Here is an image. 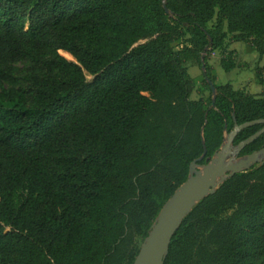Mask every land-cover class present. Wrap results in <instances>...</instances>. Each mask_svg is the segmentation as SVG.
I'll list each match as a JSON object with an SVG mask.
<instances>
[{"label": "trees", "instance_id": "16d2710c", "mask_svg": "<svg viewBox=\"0 0 264 264\" xmlns=\"http://www.w3.org/2000/svg\"><path fill=\"white\" fill-rule=\"evenodd\" d=\"M230 36L264 59V0H0V264H134L205 148L264 119V94L215 83ZM165 264H264V164L192 210Z\"/></svg>", "mask_w": 264, "mask_h": 264}, {"label": "water", "instance_id": "95a60500", "mask_svg": "<svg viewBox=\"0 0 264 264\" xmlns=\"http://www.w3.org/2000/svg\"><path fill=\"white\" fill-rule=\"evenodd\" d=\"M202 72L206 75L204 64ZM206 79L215 95L213 83L207 77ZM257 124L264 125V119L242 125L236 122L234 129L226 135L219 151L212 158L207 159L206 164L201 165L198 162L206 157L205 148L204 154L191 164L187 181L163 206L134 264H165L170 243L192 210L202 200L215 194L228 179L236 174L247 172L256 165L264 164V148L241 156L243 149L264 133V128L237 146L234 145V139L241 130Z\"/></svg>", "mask_w": 264, "mask_h": 264}, {"label": "rangeland", "instance_id": "374dc122", "mask_svg": "<svg viewBox=\"0 0 264 264\" xmlns=\"http://www.w3.org/2000/svg\"><path fill=\"white\" fill-rule=\"evenodd\" d=\"M230 38L231 36L228 38L229 40L228 45L232 47L234 45V42L230 41ZM176 46H177V49L181 47L179 43H177ZM243 47L245 48L244 50H242ZM236 49H239V51L237 50L239 54L234 56V59L236 61V66H237L236 69L234 70V73L233 74L226 73L227 75H225V73L222 71V75H223L222 79L219 80L218 78L215 83L219 85L222 83L230 82L233 85V88L236 90H244L245 92L251 93L254 95L264 94V85L258 84L259 86H257V89H259V91L257 93H256L257 89H253L254 83L257 84L256 77H255L256 68L258 66L264 65V59L259 57L258 54L255 52V50L250 49V47L247 46L246 44H243V43L237 44ZM62 53L63 52H60V54L64 56V54ZM64 57L67 58L66 56ZM231 59H233V57H231ZM208 61H209V64L213 67L214 72L217 75L216 70L217 68H220L221 52L219 51L214 52L212 56H210ZM191 68L192 66L188 67L189 74L193 78H197L200 80V78L202 77V70L196 67L197 71L194 72V71H191ZM86 78L88 81H91L93 79V77L90 76L89 74H86ZM237 80L242 83L236 84L235 81ZM209 96H210L209 92H203L201 90L200 84L197 85V87L194 89V91L191 94V98L193 100H198L200 98L207 99L209 98Z\"/></svg>", "mask_w": 264, "mask_h": 264}, {"label": "crops", "instance_id": "0c3cea01", "mask_svg": "<svg viewBox=\"0 0 264 264\" xmlns=\"http://www.w3.org/2000/svg\"><path fill=\"white\" fill-rule=\"evenodd\" d=\"M237 44H240V43H234V45L232 46V47H230V50H235V51H239V49H236V46H237ZM244 44V43H243ZM245 47V46H244ZM242 48V50H244L245 48ZM250 49H252V48H250ZM238 51H237V53H238ZM239 54V53H238ZM190 66V65H189ZM188 66V67H189ZM263 66V65H262ZM235 70V69H234ZM234 70L233 71H231V72H225L223 69H222V67H221V65H220V68H217V70H216V72H217V79L219 78V80H221L222 79V77H223V75H222V71L225 73V75H227L226 73H228V74H233L234 73ZM191 71H197V68L196 67H193L192 66V68H191ZM233 80H234V78H233ZM222 82V81H221ZM235 83L236 84H240V83H242V82H240V81H235ZM224 84H231L230 82L229 83H222V84H219V85H224ZM232 85V84H231ZM233 86V85H232ZM257 86H259L258 85V83L256 84V83H254V88L253 89H257ZM245 87H246V85H245ZM256 87V88H255ZM259 91V89H257V91H256V93Z\"/></svg>", "mask_w": 264, "mask_h": 264}, {"label": "flooded vegetation", "instance_id": "af4514ba", "mask_svg": "<svg viewBox=\"0 0 264 264\" xmlns=\"http://www.w3.org/2000/svg\"><path fill=\"white\" fill-rule=\"evenodd\" d=\"M263 128H264V127H263ZM263 128H262V129H263Z\"/></svg>", "mask_w": 264, "mask_h": 264}]
</instances>
